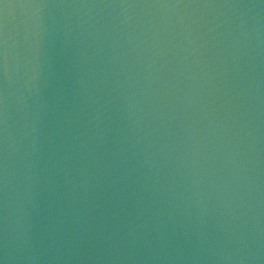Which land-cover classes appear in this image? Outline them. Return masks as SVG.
I'll return each instance as SVG.
<instances>
[{"label": "water", "instance_id": "95a60500", "mask_svg": "<svg viewBox=\"0 0 264 264\" xmlns=\"http://www.w3.org/2000/svg\"><path fill=\"white\" fill-rule=\"evenodd\" d=\"M0 264H264V0H0Z\"/></svg>", "mask_w": 264, "mask_h": 264}]
</instances>
